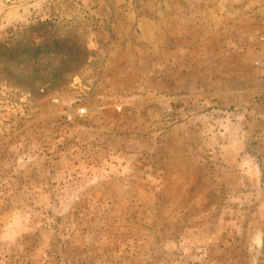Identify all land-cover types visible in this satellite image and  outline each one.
Returning <instances> with one entry per match:
<instances>
[{
    "label": "rangeland",
    "instance_id": "obj_1",
    "mask_svg": "<svg viewBox=\"0 0 264 264\" xmlns=\"http://www.w3.org/2000/svg\"><path fill=\"white\" fill-rule=\"evenodd\" d=\"M261 36L264 0H0V264H264Z\"/></svg>",
    "mask_w": 264,
    "mask_h": 264
},
{
    "label": "trees",
    "instance_id": "obj_2",
    "mask_svg": "<svg viewBox=\"0 0 264 264\" xmlns=\"http://www.w3.org/2000/svg\"><path fill=\"white\" fill-rule=\"evenodd\" d=\"M34 51H35V53L41 52V47L35 46ZM20 52H22L21 44H16L15 46H11V47H6L4 45H0V55H3V54L14 55V54H18Z\"/></svg>",
    "mask_w": 264,
    "mask_h": 264
},
{
    "label": "built area",
    "instance_id": "obj_3",
    "mask_svg": "<svg viewBox=\"0 0 264 264\" xmlns=\"http://www.w3.org/2000/svg\"><path fill=\"white\" fill-rule=\"evenodd\" d=\"M259 40L262 43H264V36H261ZM261 64H262V61L261 60H259V61L256 62V65H258V66H261ZM81 112H84V109H82Z\"/></svg>",
    "mask_w": 264,
    "mask_h": 264
}]
</instances>
